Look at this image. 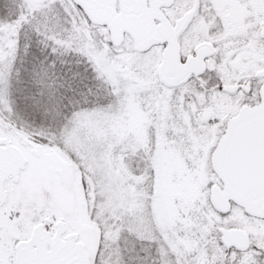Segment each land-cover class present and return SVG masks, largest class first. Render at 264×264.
Masks as SVG:
<instances>
[{
    "label": "snow or ice",
    "instance_id": "6c2138e0",
    "mask_svg": "<svg viewBox=\"0 0 264 264\" xmlns=\"http://www.w3.org/2000/svg\"><path fill=\"white\" fill-rule=\"evenodd\" d=\"M0 264H264V0H0Z\"/></svg>",
    "mask_w": 264,
    "mask_h": 264
}]
</instances>
